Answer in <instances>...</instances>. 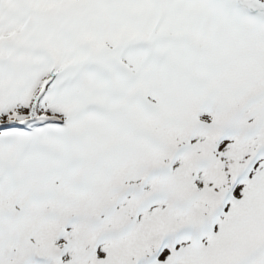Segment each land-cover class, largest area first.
<instances>
[{
    "label": "snow or ice",
    "instance_id": "6c2138e0",
    "mask_svg": "<svg viewBox=\"0 0 264 264\" xmlns=\"http://www.w3.org/2000/svg\"><path fill=\"white\" fill-rule=\"evenodd\" d=\"M0 264H264V0H0Z\"/></svg>",
    "mask_w": 264,
    "mask_h": 264
}]
</instances>
